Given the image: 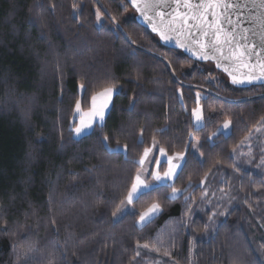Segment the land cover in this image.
<instances>
[{"label":"trees","instance_id":"1","mask_svg":"<svg viewBox=\"0 0 264 264\" xmlns=\"http://www.w3.org/2000/svg\"><path fill=\"white\" fill-rule=\"evenodd\" d=\"M131 10L127 0H0V264H264L261 148L249 163L235 156L264 123V85L232 86ZM215 71L227 82H211ZM112 85L104 124L75 139L76 100L87 110ZM226 121L230 133H218ZM154 140L185 161L173 184L115 221ZM153 202L164 210L139 226Z\"/></svg>","mask_w":264,"mask_h":264},{"label":"snow or ice","instance_id":"2","mask_svg":"<svg viewBox=\"0 0 264 264\" xmlns=\"http://www.w3.org/2000/svg\"><path fill=\"white\" fill-rule=\"evenodd\" d=\"M130 3L142 19L151 26L152 32L156 33L161 40L168 42L174 38V34L184 36V40L176 39L178 47L187 52H192L198 59H215L217 67L223 66L234 85L264 81V12L255 18L260 30L257 31L255 27L244 28L239 33L240 39L237 40L238 33L232 28L225 29L224 25L235 24L236 27H239L238 20L234 22L229 17V11L239 6V0H236L235 3H228L226 0H198L195 3L193 0H172L177 8L174 14L165 13L161 10L166 6L171 7L169 0H130ZM254 7L264 9V0H260L259 5H254ZM178 9H183V11H178ZM217 9L220 11L217 12ZM209 17L212 19L209 20ZM96 18L97 21L101 19L99 9L96 11ZM193 29H195V34ZM249 32H251V36L247 35ZM254 37H258V42ZM253 57L255 60L252 59ZM245 69L246 71H244ZM79 88L86 94L87 90L84 84H80ZM115 91L116 87L112 85L105 87L100 92L93 93L90 97L91 106L87 111L82 109L81 100H76L74 116L79 118V123L72 128L76 137H80L92 129L97 121L103 122L105 120L106 112L113 102ZM199 99V93H197V100ZM192 114L198 123L202 121V112L199 108L194 109ZM230 123V121H226L223 128L228 129ZM107 140L108 137L103 138L105 144ZM156 147L157 142L154 140L152 147L144 148L138 161L142 171H137L125 199L121 201L122 207L112 213L114 217L117 216V213L120 216L128 214V207L133 205L134 201H139L150 195V191L146 190L158 191L153 187V184L142 178L144 172H148L152 176V180L157 183L171 180L176 176L177 169L181 167V162L185 159L184 153L179 152L173 156H168L163 147L158 148L160 155L167 157L168 164L167 170L161 174L158 170L161 166L160 160L150 155L153 148ZM108 150L110 152L117 151V149ZM153 163H155L157 170L149 171V166ZM179 191L173 188L171 198L175 199ZM190 199V197H186V203ZM163 210L160 203L153 202L146 210L139 213L138 222L141 225H146ZM186 211H191V209H186ZM143 247L147 248L148 245L144 244Z\"/></svg>","mask_w":264,"mask_h":264},{"label":"rangeland","instance_id":"3","mask_svg":"<svg viewBox=\"0 0 264 264\" xmlns=\"http://www.w3.org/2000/svg\"><path fill=\"white\" fill-rule=\"evenodd\" d=\"M136 11L135 10H131L129 11V16L130 18L132 19H135L136 18ZM104 22V18L102 17L101 15V19L100 21H98L99 25L103 24ZM211 68V66H208ZM212 69V68H211ZM213 71V70H212ZM210 81L211 82H217V81H224V82H227V78L222 75V74H219L217 73L216 71L215 72H212V74L210 75L209 77ZM116 87V91L114 93V96L119 92L120 90V87L119 86H115ZM113 96V98H114ZM199 96H202V95H199ZM113 103V102H112ZM112 104L110 105L108 111L106 112V115H105V119L107 117V114L109 113V110L111 108ZM199 108L202 112V121L201 122H197L195 117L193 116V121H194V125L196 128H201L205 125V118H204V115H203V110H202V105L200 102H198V105L196 106L195 109ZM88 110V109H87ZM87 110H84V111H87ZM76 120H77V123H79V118L78 117H75ZM105 122V120L103 122H99L97 121L96 124H94L93 128L92 129H89L87 132H85L82 136L80 137H76L74 132H73V136L75 139H80L81 137L91 133L93 131V129L95 128L96 125H103ZM224 125V124H223ZM223 125L221 126L220 130L218 131V133H223L224 135H228L231 131V123H230V126L228 129H224L223 128ZM76 126V125H75ZM217 133V134H218ZM194 142H193V145H192V151L196 153V155L200 156V152H199V145H200V141L199 139L197 138H193ZM157 142V147L156 148H153V152L150 154L151 156H155L156 158H158L161 162V166L159 167V171L161 172V174L167 170V167H168V164H167V157L165 156H161L159 151H158V148L162 147L159 142L157 140H155ZM153 145V143H152ZM152 145L150 147H152ZM261 148V153H262V160H261V165L264 166V163H262V161H264V123L263 124H260L257 128H255L245 139L244 141L240 144L239 148H238V151L235 152V156L236 158L238 159L239 158H245L247 159L246 162L249 163L250 162V159L253 158V155L255 153V150L256 148ZM117 149L119 150H123L125 151L126 148L124 146H119L117 147ZM167 152V151H166ZM167 155L168 156H173L174 154H169L167 152ZM185 157H186V154L184 153ZM185 161V159H184ZM184 161L181 162V167L184 163ZM165 165V166H164ZM178 168L177 169V174L179 172V170L181 169ZM152 170H157V167L155 165V163L151 164L149 166V171H152ZM139 171H142L141 167H140V170ZM176 174V176H177ZM175 177H173L171 180H166L162 183H157V182H154L152 180V176L150 174H148V172H144L143 174V179L148 182V183H151L153 184V187H157L159 185H164V184H173L174 183V180H175ZM148 191V190H146ZM179 194V192H178ZM177 194V195H178ZM135 202V201H134ZM219 203L222 204V198L219 199ZM122 207V204L119 206V208ZM136 206L135 204L133 203V205L129 206L128 207V213H134L136 212ZM126 215V214H125ZM125 215L123 216H120L119 213H117V216L114 217V220L117 221V220H120L121 218H123ZM139 226H143L141 225L139 222H138ZM261 228H262V231L264 233V224H261ZM154 264H162V262H157V263H154Z\"/></svg>","mask_w":264,"mask_h":264},{"label":"water","instance_id":"4","mask_svg":"<svg viewBox=\"0 0 264 264\" xmlns=\"http://www.w3.org/2000/svg\"><path fill=\"white\" fill-rule=\"evenodd\" d=\"M130 3V0H127ZM193 2H198V0H193ZM226 2L228 3H235L236 0H226ZM169 3L171 4V7H164L163 9H161L162 11H164L165 13H173L177 10L176 5L174 3H172V0H169ZM260 0H239V6L237 8H234L232 10L229 11V17L230 19H232L234 22H236L238 20L239 22V27H236L235 24L234 25H228L225 24L224 27L225 29H234L238 35H237V40L240 39L239 33L244 29V28H253L255 27L257 31H259V24L256 22V17H258L262 12H264V9H260L259 7H254V5H259ZM132 7V5H131ZM135 11L136 9L134 7H132ZM178 11H183V9H178ZM220 10L217 9V12H219ZM137 15H136V21L141 24L142 26H144L145 28H147L151 33H153L154 35H156L161 44L172 48V49H177L180 50L182 52H184L186 55L189 56V58H191L192 60L198 61V62H210L213 63L216 67V69L218 71H221L222 73H224L227 78L229 79V82L232 86L237 87V88H249V87H253V86H261L264 85V81H256L253 82L251 84H242V85H234L231 81V77L228 75V73L226 71H224L223 66L221 67H217V61L215 59H209V60H203V59H198L196 55H193L192 52H187L184 49L180 48L177 46L176 44V39H180V40H184L185 37L184 36H178L176 34H174V38L168 42H165L163 40L160 39V37L152 32L151 30V26L149 24H147L142 17L140 16V14L136 11ZM167 19V17H166ZM209 20H211L212 18L209 17ZM189 23H191V21H189ZM193 32L195 34V29H193ZM198 35V34H197ZM247 35L251 36V32L247 33ZM254 39L257 40L258 42V37H254ZM259 51V48L257 49ZM253 60H255V57L252 58ZM246 71V69L244 70Z\"/></svg>","mask_w":264,"mask_h":264}]
</instances>
